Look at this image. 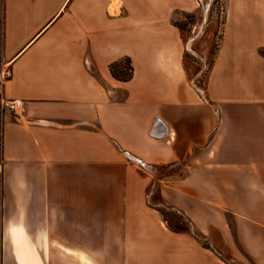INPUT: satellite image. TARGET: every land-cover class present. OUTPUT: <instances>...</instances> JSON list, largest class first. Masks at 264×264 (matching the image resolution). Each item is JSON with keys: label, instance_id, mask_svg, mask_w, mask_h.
Here are the masks:
<instances>
[{"label": "crops", "instance_id": "obj_1", "mask_svg": "<svg viewBox=\"0 0 264 264\" xmlns=\"http://www.w3.org/2000/svg\"><path fill=\"white\" fill-rule=\"evenodd\" d=\"M223 1L220 43L196 86L184 34L202 25L195 0H118L114 12L113 0H0V74L10 72L0 94L25 108L2 113V219L23 264L36 235L79 264H228L148 202L166 178V205L264 264V0ZM215 30L191 39L196 54ZM124 57L127 81L109 70ZM176 165V179L146 169Z\"/></svg>", "mask_w": 264, "mask_h": 264}, {"label": "rangeland", "instance_id": "obj_2", "mask_svg": "<svg viewBox=\"0 0 264 264\" xmlns=\"http://www.w3.org/2000/svg\"><path fill=\"white\" fill-rule=\"evenodd\" d=\"M220 5L223 7V13H219V7ZM203 7V18H202V33L200 34L199 38H203L205 35V28H209L211 24H216V30L213 34L210 35L209 40V50L206 53V55L202 54H196V50H198V44L197 40L192 41L195 36H197L200 32V27L196 26L198 28H194V26H189L187 31H184V34L187 37L186 42L188 43V62L190 63L191 67V74H192V83H194L196 86H202V83L204 80H206V76L208 75V72L210 71V66L212 62V55L215 52V49H217V46L220 43V32L217 28V24L219 27V23L224 22L225 19V6L223 0H201L199 8ZM222 15V18H221ZM176 17L180 19L181 21H184L186 23L192 22L190 19L185 18L183 14H177ZM206 19V24L205 20ZM187 26V25H186ZM205 27V28H204ZM198 38V39H199ZM192 39V40H191ZM192 41L190 44L189 41ZM190 44V46H189ZM196 55V56H195ZM197 57V58H196ZM195 61V62H194ZM197 61V62H196ZM6 70H8L6 68ZM6 79V76L3 78L0 76V89L1 85ZM203 93V92H202ZM1 96V94H0ZM4 108L1 107L0 104V121L2 123V113L4 112ZM148 171H150V174L152 177L156 174L163 173H169L173 175V178H178L179 176H182L184 173V167L182 165H176L175 167H166V168H150L146 167ZM152 171V173H151ZM154 171V172H153ZM171 183V180L169 178L163 179L162 181L155 182L152 184L149 194H148V202L153 203L156 207L163 208L164 200L161 199V188L162 186L165 187V185H169ZM1 185H2V179H1ZM1 191V190H0ZM165 204V203H164ZM167 213L172 214V210L164 209ZM260 212L262 211V208H259ZM174 215V214H173ZM177 216V215H176ZM174 216V218H176ZM170 220L173 221L172 217H169ZM178 221L183 222L188 227V232L190 234L197 235V240L202 244L206 245L207 247H210L219 254V256L228 264H254L253 258L249 256L243 249V246L239 240L238 237L233 238L230 236L228 242L224 240L221 237L220 230L217 226L210 225L209 227L205 228V234L200 232L197 228H193L191 221H187L184 217L177 216L176 218ZM225 219H226V227L225 229L227 231H230L231 233L237 234V225L235 218L230 213H225ZM166 224V223H165ZM31 225L38 226L37 223L32 222ZM241 229L243 232L251 231L254 233V235L259 236L260 238L257 239V241H260L258 244H261L262 242V234L254 227L242 225ZM237 236V235H236ZM241 236V235H239ZM242 237V236H241ZM238 239V241H237ZM241 239V238H240ZM45 238L41 237V235H36L32 238H28L27 241V250L30 251L28 256V260L30 264H79V261L71 256L55 253L53 248H50L48 244L45 242ZM19 248L15 245H13L9 239V237L6 234V223L2 219V196L0 194V264H23V255L18 254Z\"/></svg>", "mask_w": 264, "mask_h": 264}, {"label": "trees", "instance_id": "obj_3", "mask_svg": "<svg viewBox=\"0 0 264 264\" xmlns=\"http://www.w3.org/2000/svg\"><path fill=\"white\" fill-rule=\"evenodd\" d=\"M109 70L113 77L121 81L129 80L133 73V67L128 57H124L119 60L111 62L109 64ZM2 159H3L2 158V123L0 121V164L2 162ZM0 190H1V176H0ZM0 194H1V191H0ZM150 204H152V206H155L153 203H150ZM162 205H163V208L156 207V206L155 207L160 212L167 227L174 232H188V227L183 222L178 221L176 218L177 216H179L181 218L182 217L186 218L187 221H190V219L180 210L173 208L169 205H166L164 203ZM164 209L172 210L173 213L172 214L167 213ZM170 216L172 217L173 221L169 219ZM174 216H176V218H174ZM194 237L197 238V235H194Z\"/></svg>", "mask_w": 264, "mask_h": 264}, {"label": "built area", "instance_id": "obj_4", "mask_svg": "<svg viewBox=\"0 0 264 264\" xmlns=\"http://www.w3.org/2000/svg\"><path fill=\"white\" fill-rule=\"evenodd\" d=\"M198 5H200L201 0H195ZM219 13L222 14V6L220 5L219 7ZM222 18V15H221ZM10 75L9 70L4 69L1 71L0 76L3 78L4 76L8 77ZM0 104L2 108L7 109L8 111L12 112L16 118L21 117V115L24 113V102L21 99H11V100H6L2 96H0Z\"/></svg>", "mask_w": 264, "mask_h": 264}, {"label": "bare ground", "instance_id": "obj_5", "mask_svg": "<svg viewBox=\"0 0 264 264\" xmlns=\"http://www.w3.org/2000/svg\"><path fill=\"white\" fill-rule=\"evenodd\" d=\"M118 0H113V3H111L108 7L109 12H114L118 8ZM75 256L79 257L81 260H85L86 257L82 254H75Z\"/></svg>", "mask_w": 264, "mask_h": 264}, {"label": "snow or ice", "instance_id": "obj_6", "mask_svg": "<svg viewBox=\"0 0 264 264\" xmlns=\"http://www.w3.org/2000/svg\"><path fill=\"white\" fill-rule=\"evenodd\" d=\"M12 231H13V233H15V231H16V230H15V229H13Z\"/></svg>", "mask_w": 264, "mask_h": 264}]
</instances>
